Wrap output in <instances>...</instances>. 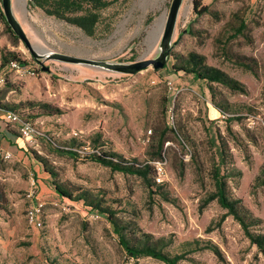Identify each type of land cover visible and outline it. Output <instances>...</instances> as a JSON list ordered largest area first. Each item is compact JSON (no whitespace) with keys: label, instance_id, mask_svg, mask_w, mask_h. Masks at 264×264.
I'll list each match as a JSON object with an SVG mask.
<instances>
[{"label":"rangeland","instance_id":"obj_1","mask_svg":"<svg viewBox=\"0 0 264 264\" xmlns=\"http://www.w3.org/2000/svg\"><path fill=\"white\" fill-rule=\"evenodd\" d=\"M26 1L15 0L13 10L36 52L112 64L159 54L163 32L150 43L146 38L153 23L167 17L171 3H116L102 12L96 34L87 36L25 7ZM203 5L208 13L197 16L193 0L183 1L165 67L136 73L57 60L42 59V65L7 29L0 12V64L14 53L35 71L6 69L0 86V115L4 106L14 107L31 116L34 129L31 139L23 138L22 125L13 124L0 137V147L13 152L10 159L0 154V264H165L129 256L106 216L87 205L91 199L114 212L131 245H142L143 234H150L151 242L161 240L157 247L163 253H185L178 264H264L240 224L216 200L201 207L215 191L212 174L219 166L228 195L261 219L253 231L264 233V184L256 182L264 164V0H203ZM191 52L236 84L227 87L174 71L173 54ZM29 102L48 103L62 113L40 114ZM159 140L161 158L151 160ZM102 152L139 164L163 161V183L151 194L142 178L89 159ZM45 170L74 197L86 193L87 199L61 197ZM32 190L44 203L42 228L26 218ZM195 240L200 249L190 252L188 243Z\"/></svg>","mask_w":264,"mask_h":264},{"label":"trees","instance_id":"obj_2","mask_svg":"<svg viewBox=\"0 0 264 264\" xmlns=\"http://www.w3.org/2000/svg\"><path fill=\"white\" fill-rule=\"evenodd\" d=\"M124 1L127 0H28V7L31 9H38L46 16L77 27L87 36H94L101 23L102 12L114 4ZM208 10V7L203 5V0H193V13L195 15L200 16L204 13H208ZM1 11L2 7L0 0V12ZM4 21L7 25V29L11 33H14L5 18ZM173 58L175 59L173 70L176 72L182 71L184 73L191 74L198 80L208 83H219L227 87H232L236 84L232 78L220 69L207 65L203 55L191 52L187 56H181L175 53L173 54ZM246 59V57H241L240 63L245 64ZM11 61L23 62L16 57L14 53L9 54V57L5 55L0 64V72L3 71L7 64ZM28 105H30L33 109H37L40 114L57 115L62 113L60 108L44 102H29ZM4 109H6L5 111L17 112L24 121L31 120V116H27V118L22 116L18 110L14 109V107L8 108L4 106ZM162 147L163 141L159 140L157 149L153 153L151 160L161 158ZM59 150L75 157L78 156V154L74 151L63 149ZM115 157L118 158V155L102 152L99 154H91L89 159L103 166L109 167L112 171L135 175L142 178L151 194L155 193L152 191L153 188H159V185H157L154 180L156 170L152 164H139L136 160L131 162L125 160H114L116 159ZM43 163V167L45 169L46 164L44 161ZM45 171L52 176L53 180L51 184L54 187V190L61 197L75 201H85L87 199L86 193L79 194L74 197L73 194L62 185V183H59L55 179V173L49 170ZM212 177L214 180L215 191L210 193L203 200L201 207L203 208L211 201L216 200L223 209L227 210V215H231L235 220H237L250 243L255 245L258 252L264 256V233L253 231L255 227L261 225V219L254 216L251 211L242 204L240 199H234L228 195L226 176L221 175L219 166L214 168ZM256 182H258V184H264V164L260 168L259 174L256 176ZM91 200L94 201V199ZM92 201L87 202V205L106 216L107 220L111 223L113 232L117 235L121 245L132 258L148 256L163 261L165 264H178L179 261L186 257L185 253L173 256L163 253V251L157 247L161 240L151 242L150 234H143L145 242L142 245H131L129 240L126 239L128 234H126L125 227L120 224L119 220L115 217L114 212L108 208H101L99 203ZM188 245L190 247L193 246V248L189 250L190 252L200 249L199 241L197 240L189 242ZM207 247L212 249L215 254H219L215 246L208 245Z\"/></svg>","mask_w":264,"mask_h":264},{"label":"water","instance_id":"obj_3","mask_svg":"<svg viewBox=\"0 0 264 264\" xmlns=\"http://www.w3.org/2000/svg\"><path fill=\"white\" fill-rule=\"evenodd\" d=\"M15 0H1L2 13L6 19L9 27L12 29L14 34L21 39L27 46L28 50L34 58L39 60L43 65V60H57L64 63L71 64H86L92 66H99L102 68H107L114 72L122 73H136L141 70L152 67L154 70H161L165 67L166 61L169 57V52L171 48V41L175 32L178 14L182 3L184 0H171L170 6L168 8L167 17L165 21V27L160 41V52L154 58H144L133 63H108L104 61H94L89 59H84L72 55L60 54L56 52H44L38 53L33 48L30 40L28 39L26 32L24 31L21 22L16 18L13 10V4ZM27 1L25 2V7L27 6ZM43 69H48L43 66Z\"/></svg>","mask_w":264,"mask_h":264},{"label":"built area","instance_id":"obj_4","mask_svg":"<svg viewBox=\"0 0 264 264\" xmlns=\"http://www.w3.org/2000/svg\"><path fill=\"white\" fill-rule=\"evenodd\" d=\"M6 69H13V70H21L25 74L28 75H34L35 71L33 68H31L29 65H27L24 62H19V61H11L10 63L7 64L5 69L0 72V86H3L5 84V70ZM3 126L6 128L9 125L13 124H21L22 129V137L23 138H32L34 129L32 127V124L30 121H24L21 116L15 112V111H5L4 117H3ZM0 154L3 155L4 158L10 159L13 156V152L10 150H4L0 147ZM153 166L155 167L156 174L154 176L155 183L157 185H160L163 183L164 175H165V165L164 162L161 160L154 161ZM34 176L31 178L30 185L32 189H35L36 183H35ZM34 193L35 191H31L30 193V198L31 202L27 208L26 211V218L28 223L35 227V228H42L43 227V207L44 203L43 202H38L37 200L34 199Z\"/></svg>","mask_w":264,"mask_h":264},{"label":"bare ground","instance_id":"obj_5","mask_svg":"<svg viewBox=\"0 0 264 264\" xmlns=\"http://www.w3.org/2000/svg\"><path fill=\"white\" fill-rule=\"evenodd\" d=\"M20 3L23 5L24 0H19ZM187 11V10H186ZM165 21H166V16L165 14H163L159 19H157L153 25L151 26V29L148 30V36H147V43L152 42L153 38H154V34H157V38L158 36L161 34V32H163L164 27H165Z\"/></svg>","mask_w":264,"mask_h":264},{"label":"crops","instance_id":"obj_6","mask_svg":"<svg viewBox=\"0 0 264 264\" xmlns=\"http://www.w3.org/2000/svg\"><path fill=\"white\" fill-rule=\"evenodd\" d=\"M27 3H28V0H27ZM4 114H5V111H3L2 114L0 115V137L4 135V132H6L5 131L6 128L3 126V123H2L3 122L2 120H3ZM10 151H12V150H10Z\"/></svg>","mask_w":264,"mask_h":264}]
</instances>
